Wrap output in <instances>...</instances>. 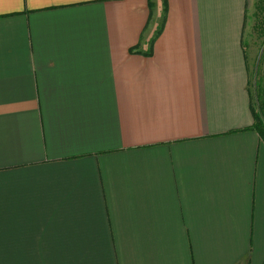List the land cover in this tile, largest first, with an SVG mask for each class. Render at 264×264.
I'll return each instance as SVG.
<instances>
[{"label": "crops", "instance_id": "crops-1", "mask_svg": "<svg viewBox=\"0 0 264 264\" xmlns=\"http://www.w3.org/2000/svg\"><path fill=\"white\" fill-rule=\"evenodd\" d=\"M247 5L0 0V264H264Z\"/></svg>", "mask_w": 264, "mask_h": 264}, {"label": "rangeland", "instance_id": "rangeland-1", "mask_svg": "<svg viewBox=\"0 0 264 264\" xmlns=\"http://www.w3.org/2000/svg\"><path fill=\"white\" fill-rule=\"evenodd\" d=\"M259 5L258 0H248L247 5V14H246V27H245V45L248 49L249 57L252 56L256 60L255 67L258 64V60L262 55V49L264 44V23L261 22L260 17L258 15L256 18L254 15L258 14L257 6ZM255 15V16H256ZM258 22H260L258 24ZM264 59V57H263ZM262 64V63H261ZM260 64V75L259 78L262 79L263 71H264V62Z\"/></svg>", "mask_w": 264, "mask_h": 264}, {"label": "trees", "instance_id": "trees-1", "mask_svg": "<svg viewBox=\"0 0 264 264\" xmlns=\"http://www.w3.org/2000/svg\"><path fill=\"white\" fill-rule=\"evenodd\" d=\"M259 5L257 6L258 14L254 17L256 18L258 15V18L260 17V20L262 23H264V0H258ZM257 19V18H256ZM260 22H258L259 24ZM264 25V24H263ZM264 42V41H263ZM262 55L260 56L258 60V64L255 67V102H256V110H255V125L253 129L257 130V132L261 135V138L264 140V98H263V82H264V76L259 78L260 75V64L264 62V44L262 49ZM261 64V65H262ZM264 73V72H263Z\"/></svg>", "mask_w": 264, "mask_h": 264}]
</instances>
